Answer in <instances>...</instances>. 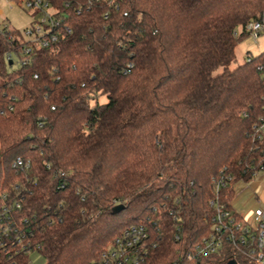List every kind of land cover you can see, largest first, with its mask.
Returning a JSON list of instances; mask_svg holds the SVG:
<instances>
[{
  "label": "trees",
  "instance_id": "trees-1",
  "mask_svg": "<svg viewBox=\"0 0 264 264\" xmlns=\"http://www.w3.org/2000/svg\"><path fill=\"white\" fill-rule=\"evenodd\" d=\"M47 1L58 42L18 65L29 43L0 36V183L24 184L45 264H91L133 224L165 264L208 231L212 177L264 161V51L230 68L264 0Z\"/></svg>",
  "mask_w": 264,
  "mask_h": 264
},
{
  "label": "built area",
  "instance_id": "built-area-1",
  "mask_svg": "<svg viewBox=\"0 0 264 264\" xmlns=\"http://www.w3.org/2000/svg\"><path fill=\"white\" fill-rule=\"evenodd\" d=\"M106 1L113 5L116 0ZM24 6L32 11L34 25L27 27L28 39L19 52L10 51L7 58L18 65L30 61L32 44L45 47L58 42L62 35L70 32V26L57 16L58 10L47 0H25ZM246 30L257 39L264 32V21H251ZM237 34V32H235ZM0 36L8 42L15 38L8 25H0ZM19 40V39H18ZM250 56L247 59L250 60ZM37 77V75H35ZM258 137L264 136V116L253 126ZM11 166L27 174L31 160L22 156L13 159ZM64 177V172L58 173ZM264 178V161L251 169L249 176L237 177L223 170L212 177L213 196L209 201L212 215L208 231L199 241L190 246H178L173 259L165 264H264V194L258 195L256 189ZM245 184L253 189L255 207L245 211L233 205L234 186ZM24 184L20 181L3 186L0 183V264H31V253L40 252L33 238L29 217L26 216L21 198ZM63 187V185H62ZM155 247L151 232L145 225L127 226L116 235L111 245L91 264H149L148 257ZM41 253V252H40Z\"/></svg>",
  "mask_w": 264,
  "mask_h": 264
},
{
  "label": "rangeland",
  "instance_id": "rangeland-1",
  "mask_svg": "<svg viewBox=\"0 0 264 264\" xmlns=\"http://www.w3.org/2000/svg\"><path fill=\"white\" fill-rule=\"evenodd\" d=\"M35 19L31 10L25 8L17 0H0V25H8L12 31V35L25 41L27 38L25 30L27 27L34 25ZM264 51V32L260 33L259 37L255 39L252 35L245 36L238 42L235 48V55L233 61L230 63V68L235 67L245 61L247 56H255ZM224 65L218 66L214 73L221 72ZM103 98L102 101H104ZM260 185L256 189L258 195L264 194V178L260 179ZM245 184L238 183L234 186L233 205L236 209L245 211L250 207H255L253 189L245 188ZM31 264H45L46 258L40 252H33L30 255Z\"/></svg>",
  "mask_w": 264,
  "mask_h": 264
},
{
  "label": "water",
  "instance_id": "water-1",
  "mask_svg": "<svg viewBox=\"0 0 264 264\" xmlns=\"http://www.w3.org/2000/svg\"><path fill=\"white\" fill-rule=\"evenodd\" d=\"M12 63V62H11ZM121 208V206H117L116 208H115V210H119ZM233 264H234V262H233Z\"/></svg>",
  "mask_w": 264,
  "mask_h": 264
}]
</instances>
